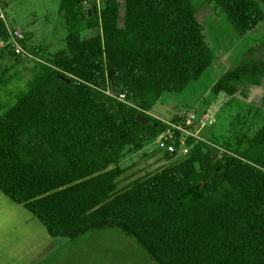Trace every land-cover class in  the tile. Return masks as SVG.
<instances>
[{
	"label": "trees",
	"instance_id": "1",
	"mask_svg": "<svg viewBox=\"0 0 264 264\" xmlns=\"http://www.w3.org/2000/svg\"><path fill=\"white\" fill-rule=\"evenodd\" d=\"M58 0L64 47L35 63L15 102L0 105V191L52 239L119 230L156 264H264V125L237 134L236 156L188 141L185 159L134 181L109 200L120 163L155 141L161 123L103 94H124L152 110L165 94L199 80L215 55L192 0ZM239 36L264 23V0H205ZM100 29L84 39L87 31ZM11 52L0 15V56ZM37 49L34 53L37 54ZM0 73L6 70L0 64ZM264 76L245 60L213 95L232 96ZM144 116V115H143ZM167 159L175 154L165 153Z\"/></svg>",
	"mask_w": 264,
	"mask_h": 264
},
{
	"label": "rangeland",
	"instance_id": "2",
	"mask_svg": "<svg viewBox=\"0 0 264 264\" xmlns=\"http://www.w3.org/2000/svg\"><path fill=\"white\" fill-rule=\"evenodd\" d=\"M118 2L122 17L123 0ZM100 3L101 0L92 1L87 7V14H90L94 6L100 9ZM192 4L197 11L198 21L203 26L205 41L215 55L214 62L185 91L181 94L163 95L150 111L139 108L134 102L130 103L139 113L161 123L166 129L170 125L185 127L187 118L193 114L212 118L213 125L203 127L196 138L189 140L214 148L218 156H236L233 150L236 135L246 134L251 138L264 125V76L256 83L238 85L232 96L224 93L213 95V88L224 74L236 69L243 61H264V23L241 37L213 3L192 0ZM0 15L9 26L21 31L25 49L33 57L29 59L31 61L20 60L10 55V51H2L0 64L6 73L4 76L0 73V105L8 108L31 79L36 62L58 70L48 64L47 56L56 54L64 47L67 33L58 14V0H0ZM98 34L100 29L87 31L83 38L88 39ZM34 49H37V54ZM173 132L178 135L177 131ZM165 153L153 141L122 160L119 165L122 174L116 179L115 189L109 194V200L117 197L134 181L167 166L178 165L187 155L169 160ZM54 240L56 244L52 249L24 264H156L133 239L119 230L91 231L73 241ZM51 257H54V261Z\"/></svg>",
	"mask_w": 264,
	"mask_h": 264
},
{
	"label": "crops",
	"instance_id": "3",
	"mask_svg": "<svg viewBox=\"0 0 264 264\" xmlns=\"http://www.w3.org/2000/svg\"><path fill=\"white\" fill-rule=\"evenodd\" d=\"M56 244L44 226L0 191V262L24 264ZM54 261V257H51Z\"/></svg>",
	"mask_w": 264,
	"mask_h": 264
},
{
	"label": "built area",
	"instance_id": "4",
	"mask_svg": "<svg viewBox=\"0 0 264 264\" xmlns=\"http://www.w3.org/2000/svg\"><path fill=\"white\" fill-rule=\"evenodd\" d=\"M6 31H7V45L10 47L11 51L23 58H33L25 49L24 46V36L18 28H13L9 26L4 21ZM103 94L116 100L117 102L123 103L129 107L136 109L125 97L124 94H114L110 90L102 91ZM139 111H142L138 109ZM214 124V119L207 116L200 117L199 115L193 114L187 118L185 127L170 125L165 131L160 133L155 140L159 150H162L169 154H175L179 157H184L188 154L189 147L187 142L189 138H196V134L200 129L206 126H211ZM177 131L176 136L173 131Z\"/></svg>",
	"mask_w": 264,
	"mask_h": 264
},
{
	"label": "water",
	"instance_id": "5",
	"mask_svg": "<svg viewBox=\"0 0 264 264\" xmlns=\"http://www.w3.org/2000/svg\"><path fill=\"white\" fill-rule=\"evenodd\" d=\"M4 1V0H3ZM135 121L137 122V123H139V124H146L147 123V118L145 117V116H143V115H137L136 117H135Z\"/></svg>",
	"mask_w": 264,
	"mask_h": 264
}]
</instances>
